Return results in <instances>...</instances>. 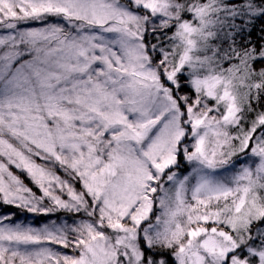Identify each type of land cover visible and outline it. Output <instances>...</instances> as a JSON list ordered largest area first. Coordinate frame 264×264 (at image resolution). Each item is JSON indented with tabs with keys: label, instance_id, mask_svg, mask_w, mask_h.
Instances as JSON below:
<instances>
[{
	"label": "snow or ice",
	"instance_id": "6c2138e0",
	"mask_svg": "<svg viewBox=\"0 0 264 264\" xmlns=\"http://www.w3.org/2000/svg\"><path fill=\"white\" fill-rule=\"evenodd\" d=\"M262 18L0 0V204L34 220L0 215V264H264V48L235 42Z\"/></svg>",
	"mask_w": 264,
	"mask_h": 264
},
{
	"label": "trees",
	"instance_id": "16d2710c",
	"mask_svg": "<svg viewBox=\"0 0 264 264\" xmlns=\"http://www.w3.org/2000/svg\"><path fill=\"white\" fill-rule=\"evenodd\" d=\"M235 42L237 47H255L257 50L264 48V18L254 20L250 25L247 26L244 32L236 36ZM254 107L257 111L264 110V99L254 103ZM25 183L28 184L29 187H32L33 191H37V194H39L35 186L32 185L27 179H25ZM5 208L11 213H16L17 217L20 216L19 209L13 206H6ZM59 215L63 216L66 214L59 213Z\"/></svg>",
	"mask_w": 264,
	"mask_h": 264
},
{
	"label": "rangeland",
	"instance_id": "374dc122",
	"mask_svg": "<svg viewBox=\"0 0 264 264\" xmlns=\"http://www.w3.org/2000/svg\"><path fill=\"white\" fill-rule=\"evenodd\" d=\"M13 171H15V169H13ZM19 174V173H18ZM61 175H63L62 173H61ZM77 188L79 189V185H77ZM6 206H9V205H2V204H0V215H3V214H5V213H11V212H9L5 207ZM12 207V206H11ZM19 213H20V216H16V219L19 221V222H21V223H24L25 222V217H27V223L28 224H33L34 223V220H33V218H32V214H28V213H26V212H22L20 209H19ZM64 216V215H63ZM45 221H44V219H41L40 220V223L42 224V223H44ZM62 251H68V250H65V249H62Z\"/></svg>",
	"mask_w": 264,
	"mask_h": 264
}]
</instances>
